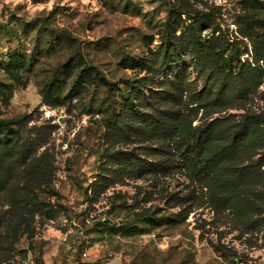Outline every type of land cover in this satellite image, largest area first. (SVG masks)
Instances as JSON below:
<instances>
[{"label": "rangeland", "instance_id": "1", "mask_svg": "<svg viewBox=\"0 0 264 264\" xmlns=\"http://www.w3.org/2000/svg\"><path fill=\"white\" fill-rule=\"evenodd\" d=\"M170 9L181 13L176 35L203 14L202 38L219 29L215 35L248 49L241 60L250 54L237 33L242 0H0V64L16 53L32 59L16 67L17 79L0 65V119L23 117L15 137L31 144L11 180L47 204L35 210L24 203L12 217L0 190V264H264V229L215 205L189 178L186 152L171 136L114 129L128 93L158 96L184 68L174 65L135 89L150 74L146 62L165 38ZM183 78L200 89L191 67ZM135 101L133 111L157 118L182 110L179 101ZM245 113L264 114V78L245 106L193 110L190 119L193 126L216 117L232 123ZM134 155L132 165L117 169ZM32 158L49 165V185L34 188L23 173ZM147 163L163 168L140 170ZM139 213L159 222L133 231ZM120 223L125 229L117 231Z\"/></svg>", "mask_w": 264, "mask_h": 264}, {"label": "trees", "instance_id": "2", "mask_svg": "<svg viewBox=\"0 0 264 264\" xmlns=\"http://www.w3.org/2000/svg\"><path fill=\"white\" fill-rule=\"evenodd\" d=\"M242 9L243 14L237 22V33L246 38L251 47L250 54L243 60L240 56L248 53V49L240 52L236 44L224 39L221 34L215 35L219 29L214 28L209 38L201 37L197 26L203 22V14H195L197 18L183 26L176 35L173 23L181 19V13L170 9L173 20L166 23L165 38H161L153 56L146 62L151 69L150 74L144 75L135 89L152 77L161 76L165 69L174 65L179 64L184 68L176 74L177 80L172 81L171 78L158 96L134 97L135 94L128 93L125 108L116 116L113 125L122 136H141L152 131L171 136L179 144V150L186 152L182 154V158L189 178L202 191H206L215 205L228 207L249 228L259 230L264 229V114L245 113L232 123H228V118L216 117L195 126L190 119V112L193 110L203 109L211 114L226 108L245 106L250 95L263 81L264 15L260 13L264 12V0H242ZM188 16L193 18L191 14ZM193 24L196 26L193 27ZM169 33H172V37H169ZM2 61L1 68L12 79L18 78L17 66L25 68L32 63V59H27L20 53L12 54L9 60ZM189 67L202 79L199 90L191 86L190 81H184L183 76ZM134 98L137 99L134 103L142 106L158 99L162 103L179 101L182 110H187L189 114L181 110L175 116L170 114L157 118L145 112L139 113L137 109H132ZM191 104H196V108H190ZM129 109L132 113L127 121ZM22 124L23 117L14 120L0 119V150L3 152L2 157L0 156V190H6L5 197L10 206L8 212L12 217L22 213L24 203H30L35 210L43 205L47 206L33 191H28L27 187L19 186L11 180L17 165L31 148V144L27 145V142L19 140L20 135L15 137ZM10 143L12 145H8ZM258 150L259 156L253 160L252 157ZM137 157L128 156L124 158L126 160L113 162H116L117 169H121L122 163L130 166ZM22 167L34 188L51 183L47 162L32 158ZM145 167L155 170L163 168V164L147 163L140 170ZM135 219L137 223L131 225L133 231H139V225L143 223L152 224L157 221L152 214L144 213L137 214ZM116 229H125V225L120 223Z\"/></svg>", "mask_w": 264, "mask_h": 264}]
</instances>
